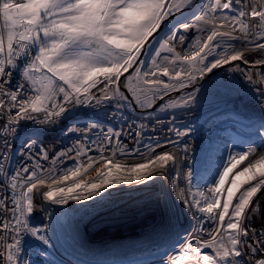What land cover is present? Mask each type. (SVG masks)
Returning a JSON list of instances; mask_svg holds the SVG:
<instances>
[{
  "label": "snow or ice",
  "instance_id": "6c2138e0",
  "mask_svg": "<svg viewBox=\"0 0 264 264\" xmlns=\"http://www.w3.org/2000/svg\"><path fill=\"white\" fill-rule=\"evenodd\" d=\"M191 5L192 0H0V96L9 99V111L18 108L22 113L18 114V119L10 117L5 130L15 133L16 128L11 126L19 120L34 119V113L44 114L39 121L42 124L55 123L54 118L62 116L70 119L66 114L72 109L65 104H90L95 99L92 89L99 84H103L104 89L116 85L115 94H119L121 76L137 62L143 63L139 57L149 38L161 29L167 17ZM201 7L203 12L196 15L195 20L211 28L202 45L200 38H196L198 50L181 56L166 40L155 53L156 56H160L161 51L173 54L171 59L167 55L163 57L165 65L153 59V70L141 73L137 67L134 76L127 77L129 85L126 86L136 80V87H130V91L138 103L137 92L147 99L149 93L154 96L161 88L168 90L177 86L165 83L161 76L179 81V87L183 88V79L189 82L196 79L193 72L203 77L213 69L243 59L241 52L229 54L226 50L206 64L207 57L220 46L217 38L244 40L252 43L254 49L264 50V0H212ZM218 12L222 14L216 15ZM177 23L185 31L192 27L188 23ZM225 28L229 30H222ZM198 30L203 31V28ZM171 38L175 39L176 34ZM179 40L183 43L185 37L181 35ZM177 62L187 65V71L182 68L173 75L170 66L174 68ZM244 63L249 61L244 60ZM253 63L261 65L264 60ZM14 72L27 83V88L25 83L13 82ZM57 96H62V103L57 102ZM103 99L112 97L105 93ZM194 99L189 95L179 105L173 102V106H185ZM96 102L99 103V99ZM4 107L5 101L0 99V109ZM90 127L95 128L97 124ZM261 129H264V121L253 129V134L260 135L264 146ZM187 134L176 131L179 137ZM120 135L108 128L104 140L111 144L115 138L117 144L111 155L105 156L103 144L98 145V158L88 157L87 163L78 161L58 174L50 171L42 175L39 163L31 167L21 165L9 172L5 163L10 160L9 155L6 151L0 155V173L3 174L0 179L4 181L0 184V260L3 264H27L21 257L25 235L38 244L49 243V237L44 234L48 225L37 226L41 217L33 215L34 190H39L38 185H47L44 201L63 206L69 201L92 200L115 185L144 184L153 179L154 173L163 175L164 170L176 162L170 152L156 154L155 148L161 147L157 142L155 148L148 147L147 154L137 151L142 162L122 163L117 156L128 153L120 145ZM31 147L27 145L29 150ZM254 152L255 148L250 145L246 150L230 154L223 165L217 166L222 170L213 173L218 179L207 189V194L189 190L193 197L191 206L208 214L214 226L207 232V239L195 236L186 241L169 264H253V261L264 264V258H257V253L264 252V230L251 228V217L259 208L258 204H253V198L264 189V155L237 170ZM83 155L86 152L81 148L77 157ZM42 159H48L46 153ZM91 171L95 172L94 176L89 175ZM191 177L189 170L186 174L189 183ZM180 197L189 205L183 192ZM36 264L41 262L37 260Z\"/></svg>",
  "mask_w": 264,
  "mask_h": 264
},
{
  "label": "bare ground",
  "instance_id": "6f19581e",
  "mask_svg": "<svg viewBox=\"0 0 264 264\" xmlns=\"http://www.w3.org/2000/svg\"><path fill=\"white\" fill-rule=\"evenodd\" d=\"M211 2L212 0H202V4L187 19L179 21L188 23L192 27L185 31L177 24L175 26L177 28L172 33L163 36L156 51L160 49V44L167 40L169 45L175 48L176 53L181 56L186 55L181 52L182 46L187 44L188 39L192 42L191 47H194L191 53L198 50L196 38H200L202 45L210 33L211 26L198 24L195 16L202 14L203 4ZM221 14L216 13V15ZM198 28H203V31H199ZM222 30L228 31L229 29ZM173 33L176 34L175 39L171 38ZM181 35L185 37L183 43L179 40ZM236 49H240L243 59L249 61L245 66L248 65L252 69L257 66L254 65V61L264 60V50L254 49L252 43L244 40L227 42L217 47L216 51L218 53L222 51L223 54L226 50L230 53ZM161 53L163 56H169L170 59L173 56L172 53L165 51ZM158 57L159 64L167 63L163 61L161 54ZM155 58L152 55L150 61ZM182 68H185V65L177 62L174 68H170V73L174 75L175 70ZM148 71H150L149 68ZM195 75L198 76L199 73L196 72ZM249 77L259 82L258 73L255 71L249 72L247 77H243V72L239 69L226 72L223 77L224 81L219 82L220 88L215 89L231 88L234 84L237 86L249 80ZM211 83L214 82H209V86ZM150 102V99H145L146 104ZM173 102L176 105L181 103L178 100ZM173 102H171V107L174 109L163 113L160 117L140 115L139 118L144 122H136L135 132H127L126 136L120 139L122 149L128 154L117 156L122 163L142 162V157L136 154L137 151L147 154L148 147L155 148L158 142L161 147L155 148L156 154L167 151L176 157V162L170 164L164 170L163 175L158 172L154 173L153 179L144 184L115 185L92 200L69 201L63 206L44 201L43 192L47 190V185L39 186L40 192L37 200L34 197L33 215L39 214L43 225H48L44 234L49 237V243L44 247L48 254L56 259L53 261L58 260L61 264H169L170 258L180 253L186 241L193 240L195 236L208 238L207 232L214 226L213 222L208 214L201 213L196 207L191 206L193 197L189 194V190L193 193L204 191L207 194L210 181L215 180V177L211 178L212 171L219 164L223 165L229 156L228 141L232 134L230 127L233 125L231 122H235V127L243 129L241 134L253 132V129L264 121V110L253 114L250 111L252 109H248L249 107L243 104L240 93L227 100L208 101L205 105L200 103L201 106L197 111L193 108L189 109V104L173 106ZM177 130L188 134L179 137L176 135ZM261 134H264V129H261ZM258 136L260 138V135ZM141 145H146V147L141 148ZM116 147L117 144L104 155H111ZM185 148H194V150L188 152ZM255 149L258 152L253 153L254 156L264 155L257 146ZM130 153L133 154L129 155ZM189 170L192 172L191 183L186 178ZM93 172L91 171L89 175L91 176ZM181 192L189 201V205L183 203L180 197ZM196 198L199 199L198 196ZM142 223H151L150 226L158 227V229L152 231L150 237L144 236L124 243L119 241L111 243L112 239L109 238H115L113 236L117 235V232L123 229L122 227L132 228L134 224L142 225ZM186 232L188 235L182 242L174 243L179 235ZM147 233L142 232L139 235ZM33 240L37 246L43 245L38 244L34 238Z\"/></svg>",
  "mask_w": 264,
  "mask_h": 264
},
{
  "label": "built area",
  "instance_id": "2783aa9c",
  "mask_svg": "<svg viewBox=\"0 0 264 264\" xmlns=\"http://www.w3.org/2000/svg\"><path fill=\"white\" fill-rule=\"evenodd\" d=\"M218 40L220 43L223 42V45L231 41H229L226 37L219 38ZM242 41L243 40L240 42ZM255 42L258 41H254L253 43ZM216 48H214L212 54L205 60L206 64L212 62L214 58H216V55H221L216 51ZM233 51L241 52L240 49ZM262 65L264 64L257 65L254 67L255 69H252L248 65L245 66L244 59L234 61L230 64L213 69L211 73H205L203 77H201L200 74L198 76L195 75L196 79L194 81L189 82L187 79H183L185 87H183L182 90H184L188 95L194 97L200 91L207 88V83L209 82H214L212 84L215 88H220L219 82L222 83L224 81L223 77H225L226 72L239 69L243 72V77H247L249 72L252 73L255 71L258 73V83L255 80H246L243 85L239 84V86H236V84H234L231 87V91H229V88L224 90L230 93L227 99L234 97V95H236L239 91L243 104L248 106V109H252L250 111L255 114L256 112L264 110V93L260 90L262 82L260 81L259 72ZM12 80L14 83H25V87H28L27 83L22 80V77L15 72ZM115 89L116 85H110L107 89H104V85L99 84L96 88L92 89V95L95 99H92L90 104L75 106L65 104L66 107L72 109L70 113L66 114L71 117L70 119H65V117L62 116L60 118H54L56 119L55 123L42 124L39 121L44 118V114L34 113L32 114L34 119L19 120L18 124L11 126L16 128L15 133L10 130L6 131L5 125L8 123L10 117L18 119V114L22 115V113L19 112L18 108H11L9 111V99L7 97L0 96V99L5 101V107L0 109V155L6 151L10 157V160L5 162L6 169L11 172L21 165H28L31 167L35 163H39L43 169V172L41 173L42 175L50 171L52 174H58L64 169L73 167L78 161L86 163L88 157H92L94 159L98 158L100 156L98 145L103 144V147L105 148L104 154L110 150L116 144V140L113 138L111 144L104 140V135L107 133L108 128H112L113 132L121 133L119 140L124 138L127 132L134 133V126L136 122H144V120L139 118V116L142 114H148L146 111H141L133 107L127 99L121 98L120 89L119 94H115ZM233 90L237 92L234 95L231 93ZM105 93L108 96H111L112 99H103ZM164 94H166V92H164ZM180 96H182L180 99H183L185 95L184 93H181ZM97 99H99V103L96 102ZM154 99L155 98H153V101ZM56 100L58 103L63 102L62 96H57ZM206 100H211V97H208ZM201 101L192 104L194 111L199 110V107L201 106L199 103H203ZM255 104H257L256 107H254ZM145 107L148 106H144L143 108ZM162 114L148 116L157 118ZM92 124H97V127H90ZM69 128L75 129V131H69ZM231 129H233V126ZM5 140L7 141V144H5ZM27 145L32 146L30 150L27 148ZM81 148L85 150L86 155L77 157V152ZM193 150L194 148H187L188 152H192ZM44 153L48 156L47 160L42 159V155ZM29 156H31V159H28ZM2 176L3 174L0 173V177ZM3 182V179H0V184H3ZM39 186L42 185H38V187ZM38 189L39 190H34V197H36V200L40 192V187ZM0 191H2V189H0ZM253 204H258L259 208L251 217V228L256 231L264 230V189L258 192L257 196L253 198ZM34 216H37V214ZM37 226H43L42 220H40L39 225ZM22 248L23 251L21 253V257L23 260H26L28 252L33 248H36L33 238L25 235L23 238ZM257 258H264V252L257 253ZM37 260H39L42 264H49V259L40 260L35 255L31 258V263H36ZM56 262L59 263L58 261ZM0 264H3L2 260H0Z\"/></svg>",
  "mask_w": 264,
  "mask_h": 264
},
{
  "label": "rangeland",
  "instance_id": "374dc122",
  "mask_svg": "<svg viewBox=\"0 0 264 264\" xmlns=\"http://www.w3.org/2000/svg\"><path fill=\"white\" fill-rule=\"evenodd\" d=\"M194 1L195 0H192V4L194 3ZM201 1V0H200ZM187 14L186 13H182V14H180V15H178V16H176L175 18H173V19H171L169 22H168V24H167V28L168 27H171L175 22H177V21H180L181 19H183L185 16H186ZM178 24V23H177ZM236 35H239L238 33H236ZM163 38V36L162 35H157V36H155L152 40H151V42L149 43V46H148V48H147V51H146V53H145V55H144V58L142 59V61H143V63H140L137 67L140 69V72L141 73H143V72H147L148 71V68H149V70L151 71V70H153V65H152V61H150V57L153 55V57H156L155 58V60L157 61V63H158V59H159V57L158 56H156L155 55V53H156V48L158 47V45H159V43H160V41H161V39ZM227 38V37H226ZM219 39V38H218ZM229 40V39H228ZM230 41V40H229ZM231 41H233V40H231ZM220 45H223V42L222 43H220ZM231 46H233V44H231ZM220 47V46H219ZM216 48V47H215ZM163 53V52H162ZM161 53V57L163 58L164 56H163V54ZM165 54V53H164ZM219 54H222V51H219ZM216 58H219V55H216ZM136 67V68H137ZM187 65H185V68H183L185 71H187ZM135 68V69H136ZM150 68H152V69H150ZM171 68V67H170ZM134 69V70H135ZM134 70L132 71V72H128L126 75H125V77H124V81H123V84L126 86V85H129V82H128V80H127V77L128 76H130V75H133L134 76ZM259 72H260V81L262 82V87L260 88V90H261V92H263L264 93V65H262V67H261V69H259ZM195 73L196 72H193V75H195ZM164 76H161L160 78L162 79V80H164L165 81V83H170V84H175V85H177L174 89H168V90H164L163 88H161V90L160 91H158V92H156V94L153 96V95H151L150 93L148 94V99H150L151 100V102L150 103H148V104H146L145 103V96L143 95V94H141V93H139V92H137V97L139 98V103L137 102V98L136 97H134V95H133V91H130V87H133V88H135L136 87V80L135 79H133V81L131 82V85L130 86H126L127 88H128V90H129V92L133 95V97H134V100L136 101V103H137V105H138V108H143L144 106H148V107H150V110H148V111H146V113L148 114V115H158V114H162V113H165V112H167V111H169V110H172V109H174V108H172L171 107V102H173L174 100H178L179 102H182L183 100H185V99H187L188 97H189V95L187 94V93H185V91L184 90H182V88L180 87V89L178 88L179 87V81H176V80H169V78L168 77H164ZM245 82H243V83H240V84H244ZM237 86H239V85H237ZM178 89L179 90V93L178 94H175L174 93V91L173 90H175V89ZM119 89H120V87H119ZM211 89H212V91H211ZM171 90V92H169ZM214 90H217V89H215V86L214 85H212V83L210 84V86H209V83H207V88H205L203 91H200L198 94H196L195 96H194V100L191 102V103H189V109H192V107H193V103H197V102H200L201 100V102H203V103H208V101L206 100L208 97H211V100H209V101H216V102H219V101H221V100H223V99H227L228 98V96L230 95V93H228L227 91H224V90H226V89H223V91H215V92H213ZM229 91H231V88H229ZM245 91H246V89H245ZM164 92H166V94L165 95H167L166 97V99L165 100H163L162 102H160L155 108H153L155 105H156V102H157V100L161 97V95H163L164 94ZM120 93L123 95V97H125V95H124V93L120 90ZM170 93V94H169ZM181 93H184V98L183 99H180L182 96H180L181 95ZM233 95L234 94H236L237 92H235V90H233V92H231ZM238 93H239V91H238ZM237 93V94H238ZM231 94V95H232ZM151 98H155L154 99V101H153V99H151ZM127 99V98H126ZM152 103V104H151ZM200 104V103H199ZM143 106V107H142ZM257 106V104H255L254 105V107H256ZM145 108H147V107H145ZM153 108V109H152ZM187 108V109H188ZM178 109V108H177ZM162 116V115H161ZM164 116V115H163ZM160 117V116H159ZM231 124H233V125H235V122H231ZM232 125V126H233ZM232 126L230 127V130H232L231 128H232ZM224 140H227V139H224ZM151 143H153L152 141H151ZM138 144V143H137ZM139 145V144H138ZM224 145V144H223ZM142 147L141 148H145L146 147V145H141ZM238 152H240V151H238ZM258 151H256V152H254V153H257ZM263 153H264V150L262 151ZM237 153V152H236ZM260 153V152H259ZM133 153H130L129 155H132ZM254 155V154H253ZM219 158H220V156H219ZM248 162H249V160H248ZM220 165V164H219ZM217 168V167H216ZM218 171H220V169L218 170ZM92 175H95V172H93V174H91V176ZM153 223V222H152ZM151 223H149V225H150ZM132 229V228H131ZM130 230V229H129ZM118 232H120V231H118ZM183 234V233H182ZM187 232L186 233H184L183 235H179V237L178 238H176V240H174L175 242L174 243H180V242H182L186 237H187ZM207 250V249H206ZM39 253H44V255L45 256H47L48 258H50L51 260H56V259H53L52 257H51V255L50 254H48V251H47V249L44 247V245H41V246H37L36 245V248H33L31 251H29L28 252V254H27V257H26V261H27V264H36V263H31V258L33 257V255H35V256H37L38 257V259H40V260H45V259H47L48 260V258H46L45 256H42V255H40ZM49 259V264H61V262H59L58 260V262L59 263H57L56 261H51ZM42 264V263H41Z\"/></svg>",
  "mask_w": 264,
  "mask_h": 264
},
{
  "label": "water",
  "instance_id": "95a60500",
  "mask_svg": "<svg viewBox=\"0 0 264 264\" xmlns=\"http://www.w3.org/2000/svg\"><path fill=\"white\" fill-rule=\"evenodd\" d=\"M202 0L200 1V0H195L194 1V3L190 6V7H188V8H184V9H182L180 12H175L172 16H169V17H167L164 21H163V23H162V26H161V29H159L156 33H154L153 34V36L152 37H150L149 38V41H148V43L146 44V46H145V48L142 50V55L139 57V60L140 61H142V59L144 58V55H145V53H146V51H147V48H148V46H149V43L151 42V40L155 37V36H157V35H162V36H165V35H168L169 33H172V31L175 29V28H177V27H175L176 25H177V22H175L171 27H168L167 28V24H168V22L171 20V19H173V18H175L176 16H178V15H180V14H182V13H186L187 15L183 18V19H181V20H184V19H187L191 14H192V12H194L195 10H196V8L199 6V5H201L202 3ZM175 25V26H174ZM187 44L186 45H183L182 46V52H181V54L184 52L185 54H188V55H190V53H191V51L194 49V47H191V41H190V39H188L187 41ZM140 63L139 62H137V64H134L133 65V68H130L129 69V71L128 72H132L138 65H139ZM127 72V73H128ZM127 73H124V75L123 76H121V78H120V82H119V87H120V90L124 93V95H125V97L127 98V100L132 104V106L133 107H135V108H137V109H139V110H141V111H148V110H150V107H147V108H138V105H137V103H136V101L134 100V97H133V95L129 92V90H128V88L123 84V80H124V77H125V75L127 74ZM174 93L175 94H178L179 93V90L178 89H176L175 91H174ZM170 94V93H169ZM167 95H162L158 100H157V102H156V105L153 107V108H155L160 102H162L163 100H165L167 97H166ZM152 108V109H153ZM254 122V121H253ZM242 131H243V129H240V128H238V127H235L234 125H233V129H232V134H231V136H230V138H229V141H228V154L230 155V154H235L236 152H238V151H243V150H246L250 145L252 146V147H256L257 146V148L259 149V150H264V146H262V143H261V139L259 138V136L258 135H254L253 134V132H243V134H241L242 133ZM241 132V133H240ZM255 152H256V149H255ZM256 158H258V157H256V156H254L253 154H251L250 156H249V161H252V160H255ZM247 163H248V161H245L244 162V164H242L241 166H240V168L239 169H237V170H240V169H242L244 166H246L247 165ZM218 170H219V168L217 167V168H215L213 171H212V175H211V178L213 179L214 177H215V179H217L218 177L217 176H214L213 175V173H215V172H218ZM213 181L214 180H211L210 181V183H209V185H208V187H207V189L208 188H210V187H212L213 186ZM254 183V182H253ZM245 187H248V185H245ZM235 203V202H234ZM123 229H121L120 230V232H117V235H115V236H113V237H115V238H109V239H112V242L111 243H113V242H122V243H124V242H130V241H132V240H134V239H138V238H143L144 236L145 237H150V236H152L151 234L153 233L152 231H154V230H156V229H158V227H152V226H150L149 225V223H142V225H136V224H134L133 226H132V229L130 228V230H129V228H126V227H122ZM147 230V231H146ZM144 233V232H148L147 234H144V235H142V236H140L139 234L140 233ZM148 235V236H147ZM109 245H112V244H109ZM119 248V247H118ZM117 249V248H116Z\"/></svg>",
  "mask_w": 264,
  "mask_h": 264
},
{
  "label": "trees",
  "instance_id": "16d2710c",
  "mask_svg": "<svg viewBox=\"0 0 264 264\" xmlns=\"http://www.w3.org/2000/svg\"><path fill=\"white\" fill-rule=\"evenodd\" d=\"M124 81V80H123Z\"/></svg>",
  "mask_w": 264,
  "mask_h": 264
}]
</instances>
